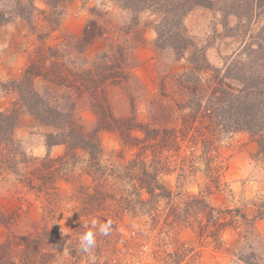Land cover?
Here are the masks:
<instances>
[{"label": "trees", "instance_id": "16d2710c", "mask_svg": "<svg viewBox=\"0 0 264 264\" xmlns=\"http://www.w3.org/2000/svg\"><path fill=\"white\" fill-rule=\"evenodd\" d=\"M37 1L0 0V26L18 16L42 42L46 35L61 28L72 0H40L44 8ZM81 1L84 5L87 0ZM222 1L226 12L237 16L244 10L251 13L264 4L263 0H252L251 5L250 0H116L122 10L130 13L128 24L113 25L106 18L110 11L95 6L89 9L91 16L79 37L65 36L63 44L43 43L36 48L22 75L10 82L17 99L9 110L0 111V147L8 146L14 155L24 154L27 170L20 174L21 181L43 201L44 219L62 209L64 194L60 184H73L77 222L73 231L64 236L47 227L41 232L16 234L10 227L18 216L0 213V224L9 230L0 244V264H53L57 254L63 251L76 263L82 256L89 261L87 254L80 250L77 238L87 219L92 218L89 226L92 220H97L99 226L108 220L118 222L127 213L158 211L163 200L172 202L174 193L161 181V175L176 171L178 166L172 168L159 161L169 146L180 151L182 142L192 149L198 143L203 145L204 152L213 158L206 163V172L213 175L208 185L210 192L213 187L219 189L226 185L223 180L226 163L219 146L224 135L247 132L259 154L264 156V66L257 68L255 62L249 61L238 67L233 65L221 74L220 69L209 63L203 49H191L193 44L185 32L184 19L193 9L210 8ZM144 13L157 17L155 51L172 56L174 64L183 62L179 72L170 69L177 87L173 94L165 90L163 81L160 88L164 91L147 98L152 99L148 120L141 119L137 112L138 102L144 95L132 89L136 51L146 42L141 23ZM39 15L43 18L40 29L36 22ZM260 35L263 39L258 42V49L263 52L264 33ZM100 39L105 41L102 52L94 59L85 57L86 50ZM210 71H213L211 76H206ZM83 103L95 117L89 125L79 113ZM119 107L121 110L117 111ZM24 113L50 130L45 136L47 155L33 163L14 138V129ZM161 120L166 122L165 126H156ZM102 131L116 132L124 146L136 148L137 152L129 160L123 161L124 156L117 155L119 162L102 164ZM56 145H64L65 152L53 158L50 151ZM193 153L183 161L195 158ZM193 158L188 161L192 163ZM81 161H85V167L79 172L76 166ZM179 169L178 178H185V163ZM82 173L90 178L89 184L81 182ZM144 194L147 198H143ZM180 207L170 203L166 216H173L175 220L169 225L186 222L180 219L183 217L180 209L185 214L190 210L216 213L219 220L215 223L220 232L231 227L234 219L247 218L240 208H216L197 196ZM263 217L261 210L247 221L254 228L255 221ZM101 238L98 234L97 242L104 240ZM102 241L94 249V264H107L108 257L105 260L102 257L113 256V251L102 247ZM114 249L118 251L116 246ZM250 255L239 258L246 264H264L255 252Z\"/></svg>", "mask_w": 264, "mask_h": 264}, {"label": "rangeland", "instance_id": "374dc122", "mask_svg": "<svg viewBox=\"0 0 264 264\" xmlns=\"http://www.w3.org/2000/svg\"><path fill=\"white\" fill-rule=\"evenodd\" d=\"M250 1L251 5L252 0ZM36 3L44 8L40 0ZM95 6L110 11L106 18L113 25L122 26L130 22V13L122 10L116 0H87L84 5L81 0H72L67 5L61 28L46 35L42 42L38 40L37 33L18 16H13L11 21L0 26V111L9 110L17 99L16 91L10 82L22 75L36 48L43 43L63 44L69 36L79 37L91 16L89 9ZM224 10L225 2L222 1L210 8L196 7L185 17V32L193 44L191 49H203L209 63L220 69L221 74L233 65L238 67L241 63L249 64V61L255 62L257 68L264 66V51L258 49V42H261L262 38L260 33H264V4L251 13L244 10L240 16ZM42 19L39 15L36 20L39 29L43 25ZM156 20L157 17L150 13L141 15L146 42L136 51L137 65L133 69L135 86L132 89L140 92L141 96L144 95L137 106V112L144 120L151 118L152 99L147 98L155 97L164 91L160 88L163 81L166 84L165 90L173 94V89L177 87L169 74L170 69L177 73L183 65V62L172 63V56L166 52L159 54L155 51L153 43L157 38L154 28ZM104 47L105 41L97 40L86 50L84 56L94 59ZM212 73L213 71H210L206 76L210 77ZM120 110L121 107L117 111ZM79 113L88 125L95 119L85 103L81 104ZM165 123L163 120L157 121L156 126H163ZM49 131L31 115L24 113L21 116L18 126L14 129V138L21 144L20 149L27 154L30 162L33 163V160L37 161L47 155L45 136ZM100 140L103 147L102 164L119 162L117 155H123V161L129 160L138 150L124 146L116 132L102 131ZM186 144L182 142L180 151L175 150L174 146L167 147L163 151L164 156L159 159L166 166H178L176 171L161 175V181L174 193L172 202L163 200L162 208L158 211L136 215L127 213L121 216L118 222H112L110 234L101 238H104L101 240L102 247L113 251V256L102 257V260L108 257L107 264H246L239 257L241 255L247 258L251 256V252H255L256 258H261L264 262V217L255 221L254 228L247 221L254 218L259 211H264V156L259 154L256 143L245 131L223 136L219 146L226 163L223 172L226 185L219 189L213 187L211 192L208 185L211 184L210 178H213V175L206 172V163L213 160L212 156L204 152L200 143L194 146V149L187 148L189 145ZM193 151L196 157H188L183 161V158L191 156ZM64 152V145H56L51 148L50 156L56 158ZM80 156L82 160L84 155L81 153ZM192 158L190 163L188 160ZM23 160L24 154L14 155L8 146L0 147V213L18 216V220L10 227L16 234L41 232L44 227L54 230L60 236L70 234L77 222L75 212L78 210L73 198V184H60L64 194L62 209L44 219L43 201L21 181L20 174L27 170ZM183 163L186 175L183 176L185 178L179 179V167ZM189 164H193V167H189ZM84 167L85 161L76 166L79 172H82ZM80 179L84 184L90 183L86 174L82 173ZM194 196L204 198L216 208H240L247 218L234 219L231 227L220 232L215 223L219 220L216 213L209 215L206 212L190 210L185 214L180 209L183 216L180 219L186 222L169 225L171 220H175L173 216H166L170 211V203L183 207L184 202ZM143 198H147V195L144 194ZM184 216L185 219H182ZM153 218H157L156 221ZM83 219L85 220L84 217ZM91 219L83 223L84 229L77 235L78 240L84 232L94 230L92 225L89 226ZM8 232L9 230L0 224V244ZM115 246L118 251L114 249ZM53 264H89V261L82 256V260L76 263L67 251H63L57 254Z\"/></svg>", "mask_w": 264, "mask_h": 264}, {"label": "clouds", "instance_id": "9594fccd", "mask_svg": "<svg viewBox=\"0 0 264 264\" xmlns=\"http://www.w3.org/2000/svg\"><path fill=\"white\" fill-rule=\"evenodd\" d=\"M69 207H71V205H69ZM91 223L92 229L94 230L86 231L79 237V248L82 252L87 254L91 264H94L96 257L93 252L97 246V235H109L112 228V221L108 220L106 223L100 224L98 227L95 220Z\"/></svg>", "mask_w": 264, "mask_h": 264}]
</instances>
